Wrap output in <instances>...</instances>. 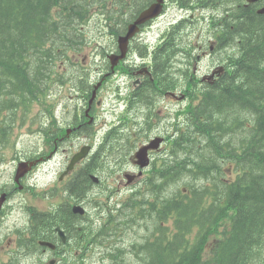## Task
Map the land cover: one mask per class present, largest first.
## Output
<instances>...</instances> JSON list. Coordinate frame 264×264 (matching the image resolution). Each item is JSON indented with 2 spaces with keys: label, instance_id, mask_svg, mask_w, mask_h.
<instances>
[{
  "label": "trees",
  "instance_id": "1",
  "mask_svg": "<svg viewBox=\"0 0 264 264\" xmlns=\"http://www.w3.org/2000/svg\"><path fill=\"white\" fill-rule=\"evenodd\" d=\"M201 1L211 7L223 2L217 0V5L213 0ZM246 4L245 0H225L221 4L219 10L226 17L220 19L221 25L226 27L228 37L224 63L227 65L223 80L213 91L202 95L199 104L205 105L203 110L199 104L194 110L199 123V109L206 111V122L212 113L240 111L247 113L252 123H239L245 119L238 114L239 120L225 129L223 124L206 123L196 126L195 133L188 135L185 130L179 134L180 140L190 142L189 156L195 162L191 163L188 156L179 158L181 165L177 163L175 171H164L168 176L156 175L159 186L180 183L185 176L191 178L190 185L206 180L208 185L214 183V189L203 186L200 191L192 190L191 196L177 198L171 194L160 203L147 202L146 208L158 213L159 226L152 237L162 247L143 254V263L148 259L146 264H264V13L257 14L264 5L257 2L243 8ZM100 7L109 17L104 0H0L2 151L12 150L15 133L37 125L40 114L33 107L36 104L41 112L47 110L43 98L59 77L53 76L57 61L65 56L73 63L72 52L86 37L83 29L92 11ZM213 9L212 15H216L219 10ZM115 13L118 11L113 17ZM220 30L212 36L222 35ZM236 124L242 130L230 133L228 126ZM203 132L207 137L201 141H213L214 154L209 149L200 150L204 146L201 142L193 144L189 140ZM237 134L245 135L234 141ZM227 160L236 167L235 178L224 179V173L218 170ZM169 220L173 229L160 226ZM107 236L87 235V242L94 238L102 241ZM121 261L120 258L117 263Z\"/></svg>",
  "mask_w": 264,
  "mask_h": 264
},
{
  "label": "flooded vegetation",
  "instance_id": "2",
  "mask_svg": "<svg viewBox=\"0 0 264 264\" xmlns=\"http://www.w3.org/2000/svg\"><path fill=\"white\" fill-rule=\"evenodd\" d=\"M109 1L114 11H117L119 6V12L125 16L126 23L123 22V24L122 22H118V19L113 16L110 18L113 25L107 26V33L111 40L110 43L112 44V48L106 54L93 53L91 55V57L98 58L99 61L97 63L100 65L96 68V72L93 73V76L100 77L102 71L118 68L122 63H125L126 60H137L138 62L129 67L127 73L117 72L116 69L113 71V73L118 75V78L116 82L112 83V90L110 88L106 90L104 85H101V87H99V94L92 98L91 93V97L87 98L85 101L83 98H80V95L82 94L80 92L72 95L71 97L73 100L69 102L73 111L71 115L66 113V105L62 104L64 114H67L68 116H64V114L61 115V127H63L64 133H67L69 137L74 138L77 142L83 140L86 144H94L96 139L90 138L89 136L96 132L95 120L100 114V110L105 108L107 104L106 99L107 96H109L108 99L110 101L115 98V101H117V103L123 108V131L129 141L138 144L150 143L151 141L158 140V138H154L158 136L165 139L164 145L168 142L176 143L179 140V129L177 128L179 125L178 111L180 97L182 96V105H185V102L189 100L190 94L195 92V90L198 92L201 91V88L198 89L194 87V83L191 82L192 80L199 78V81H202V83L215 85L216 82L221 79L222 73L220 72V68L216 67L217 65L210 66L208 55L204 57L205 54H209L204 47L210 43L209 40H204V37L206 36L205 34L199 35L197 37L198 40L196 38V40L193 41L194 45L197 46V49L190 48L182 51L179 50L178 42L180 38L188 37L194 32V29L186 17L179 18L178 20L177 18L179 14H185L191 18L196 12L206 13L210 16L212 11L209 10V6L201 0H161L159 14L154 20L135 26L133 30L134 34L126 45L125 59L111 68L108 64L109 59L112 55L116 56L119 54L117 43L118 38L125 35L127 28L135 22L138 15L151 4L156 2V0H120L119 4L116 2L112 3V0ZM215 1L216 0H214V2ZM261 3L264 5V0L261 1ZM216 4L218 5V2ZM251 6L252 5H247L244 8H250ZM218 7L221 8V5L213 6L215 11L220 9ZM220 13L218 12V15L216 14L215 20H217V17L220 18L219 15L222 14ZM131 17H134V19L132 20ZM174 18H176V20ZM197 21L201 22L200 20H196L195 22ZM118 26L121 27L118 28ZM217 27L218 29L224 28L221 25V22ZM179 31L181 32L180 37L178 36ZM214 31V33L217 32L216 28ZM214 37L215 39L209 45V50H213L214 44L216 45V48L222 46L223 50H225V34L214 35ZM150 40L154 41L156 44L155 47L150 48ZM134 42H141L143 46V48L141 46L142 50L144 48V50H147H143L144 52H142V50L131 49ZM76 52L77 54L73 55L75 60L81 55L79 50H76ZM222 53L223 55H221ZM146 54L147 57H144ZM156 56L158 57V60ZM152 57L154 58L152 59ZM85 58V56L81 58V63L86 62ZM223 59L225 60V54L220 51L217 61L220 62ZM158 61H160L159 64L157 63ZM187 61H191L193 72H188L189 74L186 76V72L180 70L187 69L188 66L183 64V62ZM195 63L198 64L197 71H195ZM203 63H206V69L204 68L205 71L203 69L204 72H201L200 74ZM160 68H164L165 70H160ZM156 69H159L160 71ZM151 71H153V73ZM186 79L189 81L188 84L185 82ZM170 126L172 127L170 128ZM168 133L170 134V140H167ZM43 138L47 139L45 137ZM48 140L50 139L48 138ZM54 142L55 144L57 143L56 141ZM176 150V157H178V145ZM151 153H153V151H150L148 154ZM159 155V158H161L162 155ZM41 157L43 160L47 158L46 155ZM126 157L128 158V156ZM87 162L92 165L90 166L92 173L87 172V170L85 171V179L89 181L86 183L88 189L86 193L87 198H89V192L92 189L96 190L97 193H103L104 187L106 186L109 188L112 182L116 179L118 183H121V180L118 179V175H115L114 177L111 176V173H113L115 168L108 163L100 162L96 164L92 159ZM176 164V160L169 162V164L163 169L161 175L159 173L157 176H168V173L164 171H168L169 169L175 171L177 168ZM98 165L107 167L106 173L100 174L98 171ZM119 169H122V166H120ZM92 174L100 178L99 184L93 185L90 182L89 176ZM175 175L176 174H172L171 176L175 177ZM30 177L34 184L35 175L31 174ZM129 180H134V178L131 177ZM81 182L82 180L78 183L79 187L82 185ZM33 184H30L29 186L33 187ZM72 184L74 185L75 182H72ZM12 186L16 190L22 189V185L19 182L15 184L14 180ZM59 189L60 186L55 188L54 198L45 201V208L43 211L35 209V211L29 213V231L26 232L24 229L22 231L0 233V235H4V239L7 241V252L4 253V258H0V264H118V260L123 258L126 248H118L115 256L113 251L109 248L83 247L84 243L82 235H113L119 230L118 224L120 223L116 218L123 222L121 228L123 229V227H129V222H133L129 218V215L126 212H121L114 216L104 218L103 223H108V225L101 231L97 230L102 223L81 227L80 224V226L77 224L80 220H76L75 216H73L74 218L72 216L67 218V213L70 212L68 211V208L72 205L79 204V199L71 196L69 200L63 203L61 200H58L60 194ZM78 192L81 198V191L79 190ZM2 194L6 196L7 201L9 197L13 195L9 190ZM147 194L145 195V198H151L156 203H160L163 200L157 183L153 186L149 184ZM89 199L92 202L93 199ZM91 202L88 201L85 205L87 206ZM5 207L6 204L2 206L0 216L5 213ZM39 213H45V215L39 216ZM149 216H151L154 221H158L159 219L158 213L155 210H152V208H150ZM32 219H37L35 225L31 223ZM111 220L114 221V224H111ZM73 221H77V223L74 225ZM48 223L49 225H46ZM56 224H58L59 227ZM57 228L63 232L64 240H62L60 234L56 231ZM74 229L80 230L74 231ZM13 233L18 235L19 238H23V240L17 238L12 241L10 235ZM74 235H77V237L75 238ZM45 237L47 239H43ZM42 241L46 242V247L37 248L39 242ZM2 243L3 239H0V246ZM8 244H10V246H8ZM152 250L154 249H150V251ZM147 251L148 250L145 248H130L131 259L146 254Z\"/></svg>",
  "mask_w": 264,
  "mask_h": 264
},
{
  "label": "rangeland",
  "instance_id": "3",
  "mask_svg": "<svg viewBox=\"0 0 264 264\" xmlns=\"http://www.w3.org/2000/svg\"><path fill=\"white\" fill-rule=\"evenodd\" d=\"M120 0H112V3L119 4ZM104 5L106 8L110 9L111 15L108 17L107 12L106 14L103 12V7L97 8L96 10H93L86 26L84 27V32L86 34L85 39H87V50L86 54L90 57H88L86 62L81 63V58L78 57L77 60H74L75 64L72 62H69L66 57L64 56L62 61H57V72L53 73V76L56 75L59 76L57 78V81L52 82L53 86L47 90L46 96L43 98L44 107L50 106L51 102L55 104L54 109V115L48 119V123L50 124H56L58 123L60 125L61 123V115L64 114V108L62 107V104L66 105L67 111L66 113L68 115L72 114V106L69 105V102H71L72 95L76 93H82L80 95V98H83L84 101L87 100V98L91 97V93L94 87H96L95 96L99 94L101 85H104L105 89L107 90L110 88L112 90V84L117 81L118 75L117 74H110L109 79L105 78L99 79L97 76L94 77L93 73L96 72V68L100 65L97 63L99 60L98 58L91 57L93 53H107L111 50L112 44L110 43V38L108 36V29L107 26L113 25V23L110 21V18L113 16V13L115 12L112 9V6L110 5L109 0H104ZM119 7V6H118ZM105 8V9H106ZM118 13L116 16H114L116 19H118V22H125V16H123L119 10H117ZM99 14L101 16H99ZM121 26H118V28ZM194 32L189 35L188 37L180 38L178 42V48L180 51L187 50L193 47L194 43L193 41L196 40V38L199 35L205 34L206 31H208L210 28L209 26H204L201 23H197L192 25ZM226 28V27H225ZM225 28L220 30V32L225 34V38L227 39ZM242 32V31H241ZM180 35L181 32L179 31ZM150 48L155 47V43L153 40H150ZM140 44V46H139ZM141 49V42H134L131 49ZM223 52H226V49L223 50ZM84 54V52L82 53ZM73 60V59H72ZM77 61V62H76ZM136 61H130L126 60L125 63H122L118 68H116L117 72H125L127 73L129 71V67L133 66ZM77 63V64H76ZM112 81V82H110ZM60 84L58 86H55V84ZM62 83V84H61ZM99 83V86L98 84ZM63 87V88H59ZM66 89V90H65ZM46 98V99H45ZM109 96H107V99ZM53 99H56L57 101L54 102ZM106 99V100H107ZM108 105V102L107 104ZM34 112L37 110L34 109ZM67 114H64V116H68ZM238 114H240V119H245L246 122L252 123V120L250 119V116H248L247 113L240 112L238 113L232 111V112H226L225 114H213L208 116L207 122L208 125L212 123H219L223 124L224 129L227 127V125H230L234 123L235 121H238ZM120 115V111L111 112L104 114L103 118L107 120V123L109 122H117L118 116ZM42 122L47 123V118L40 114ZM102 118H100V121ZM100 121L97 124V127L100 124ZM195 126V124H192V129ZM62 129H58L57 133L61 134L63 133V127ZM57 129V128H55ZM27 128H22L21 131L15 133L17 139V144L15 145V152L12 154V156L15 155V153H20L21 151H39L42 149L47 148L49 153H54L57 150V145L53 140H49L48 145H46L44 142L39 140L37 138L36 134L27 135ZM66 132V131H65ZM52 131L49 129V132L47 135L49 137L52 136ZM99 135H102V131L99 132ZM245 135V134H244ZM244 135H235L234 141H239ZM21 136V137H20ZM207 135L204 132L203 134L200 133L197 137L194 136V138L189 139L191 142H195L196 144H199L201 142V139L206 138ZM91 138V137H90ZM97 138L96 142L94 143L96 148H100L102 151L107 150V147H101V139L99 137H92ZM84 141H79L75 143L73 146H66V147H60L58 154L55 155V157L47 163V166L43 168L44 173L40 172L35 176L34 184L32 183L31 178H29V174L25 175L22 180H20V184L22 185L21 190H16L13 188V180L16 166H11L9 164L4 165L0 164V194L10 191L13 195L9 197L8 202L6 204L5 213L0 216V224L1 226H8L9 229H19L20 231L24 230L27 232L29 231V213L32 211H35V209H41L44 201H45V190L48 186H46L48 183H53L56 180V177L58 175V172L63 168L65 165V162L67 158L70 156L72 151H74L75 148L79 147ZM213 141L207 142L206 144H203L202 148L200 150H206V149H212L214 145L211 143ZM114 145V150L116 148V145L114 141L112 142ZM2 144H0V157L3 158L5 151L1 150ZM65 149L64 152L61 150ZM6 157V156H5ZM7 163L11 161V156H8ZM176 160V162H179V158L176 156H173L171 158V161ZM181 163V162H180ZM224 179H229V176L224 175ZM185 182H175L167 184L163 189L161 196L162 198H167L170 196L173 192L174 194L172 196H176L177 198L184 197L183 191H180V187H184L183 184ZM29 184H33V187H28ZM181 184V185H180ZM188 184V182H187ZM189 185V184H188ZM36 186V187H35ZM5 189V190H2ZM112 200L115 202L121 201L123 198L127 197L129 193L125 190L120 188L118 191L114 190ZM97 191L92 189L89 192V198L94 199V201H101L104 199V196H96ZM148 195V194H147ZM59 195V199H60ZM85 197L82 202V205L86 207L87 214L93 218L96 219V212L93 210V208L90 205L85 206V203L88 201L91 202V200ZM108 201V202H109ZM150 208L143 209L141 211H132L130 213L131 220L133 221L134 225L130 227H123L119 232H117V235L120 236V239L115 242L114 244H106V243H100L99 247L103 248H109L113 251L114 255L116 256L117 249L119 247L126 248V252L123 256V262L124 264L133 263V264H146L148 259H145V263H143V256H137L131 259V252L130 247L135 245L142 244V237H152L153 233L157 230V221H154V219L149 216ZM3 218V219H2ZM103 223V221H100L99 224ZM3 230H0V233H2ZM10 238L12 241L15 239L23 240V238H19L18 235L15 233L10 235ZM114 238L111 239L114 240ZM0 239H3V243L0 246V258H4V253L7 252V241L4 239V235H0ZM161 244V243H160ZM10 246V244H8Z\"/></svg>",
  "mask_w": 264,
  "mask_h": 264
},
{
  "label": "bare ground",
  "instance_id": "4",
  "mask_svg": "<svg viewBox=\"0 0 264 264\" xmlns=\"http://www.w3.org/2000/svg\"><path fill=\"white\" fill-rule=\"evenodd\" d=\"M208 2H209V0H207ZM214 1V0H213ZM219 1V0H218ZM223 2L225 1V0H222ZM231 1V0H230ZM233 1V0H232ZM216 2H217V0H216ZM223 2L221 3V4H223ZM236 2V1H235ZM235 2H233V3H235ZM219 4V3H218ZM220 4V5H221ZM225 6V5H224ZM223 6V7H224ZM213 7V6H212ZM229 7V6H228ZM218 8H220V7H218ZM207 9H209V8H207ZM228 9V8H227ZM223 10V9H222ZM209 12V11H208ZM213 12H214V9H213ZM218 13V12H217ZM219 13H220V10H219ZM222 13V12H221ZM220 13V14H221ZM227 13V12H226ZM229 13V12H228ZM212 14V13H211ZM216 14V13H215ZM133 15H134V13H133ZM137 15V14H136ZM218 15V14H217ZM222 15V14H221ZM136 17V16H135ZM132 18V17H131ZM226 18V17H225ZM134 19V17L132 18V20ZM131 20V21H132ZM125 21V20H124ZM129 21V20H128ZM223 21V20H222ZM226 22V21H225ZM236 22H237V20H236ZM235 22V23H236ZM125 23H126V21H125ZM239 23V22H238ZM124 24V23H123ZM131 24V23H130ZM222 24V23H221ZM233 24H234V22H233ZM124 26H126V25H124ZM238 27V26H237ZM235 29V28H234ZM236 31V30H235ZM234 32V31H233ZM235 34H236V32H234ZM239 34V33H238ZM238 38H239V36H238ZM142 42V41H141ZM145 42V41H144ZM147 44V43H146ZM139 46H140V44H139ZM141 46H142V44H141ZM226 46V45H225ZM224 46V47H225ZM231 46V45H230ZM148 47V46H147ZM142 48H143V46H142ZM142 48L140 49V50H142ZM136 49V48H135ZM145 49V48H144ZM143 49V50H144ZM142 50V52H144V51H146V50H144L143 51ZM137 52V51H136ZM138 52H140V51H138ZM222 52H223V50H222ZM141 53V52H140ZM136 54V53H135ZM142 54H145V53H142ZM224 54H225V52H224ZM139 55V54H138ZM137 55V56H138ZM221 55H223V53L221 54ZM135 56V55H134ZM140 56H141V54H140ZM139 57V56H138ZM142 57H143V55H142ZM144 57H147V54H146V56L144 55ZM154 57H155V55H154ZM154 57H152V59L154 58ZM157 57V56H156ZM139 59V58H138ZM141 59H143V58H141ZM151 59V60H152ZM160 59V58H159ZM154 60H156V59H154ZM157 60H158V57H157ZM156 62V61H155ZM159 62L160 61H158L157 63L159 64ZM226 63V62H225ZM151 65H152V63H151ZM156 65V64H155ZM155 67V66H154ZM157 67V66H156ZM167 67V66H166ZM151 68H153V67H151ZM158 68V67H157ZM152 70H154V69H152ZM156 70H159V69H156ZM160 70H165L164 68H160ZM159 70V71H160ZM152 73H153V71H151ZM162 73V72H161ZM155 74H156V71H155ZM154 74V75H155ZM158 74V73H157ZM159 74H160V72H159ZM158 74V75H159ZM228 75H230V73L228 74ZM233 76V75H232ZM157 77V76H156ZM159 77V76H158ZM162 77V76H161ZM160 77V78H161ZM226 77V76H225ZM224 77V78H225ZM231 77V76H230ZM154 78H155V76H154ZM221 78H223V77H221ZM198 89H200V88H198ZM196 91V90H195ZM46 99V98H45ZM201 99H203V98H201ZM202 102V101H201ZM200 105V104H199ZM201 106V105H200ZM203 106H205V105H203ZM203 106H201L200 107V109L202 108V110H203ZM199 107V106H198ZM197 109V108H196ZM198 110L199 111V117L201 118V123H199L198 122V120L197 121H195V118H197V116H196V112L195 113H192V114H190V116H191V124H195V126L193 127V129H192V131H194V130H196L195 128H196V126H203V125H205L206 124V111H204V112H202V110ZM196 111V110H195ZM217 111V110H216ZM218 112V111H217ZM219 112H221V113H219ZM218 113L219 114H221V115H223V114H225L227 111H219ZM229 112V111H228ZM197 119H199V118H197ZM245 122V124H247V122L245 121V120H241V121H239V123L241 122ZM171 123V122H170ZM176 126V125H175ZM239 125L238 124H236L235 126H228L229 127V132L230 133H232V132H235V131H241L242 130V127H238ZM172 126H170V128H171ZM168 128V127H167ZM177 128V127H176ZM174 129H175V127H174ZM173 129V130H174ZM178 129V128H177ZM167 130V129H166ZM191 131V132H192ZM204 133V132H203ZM179 141L180 142H184V141H182V140H180L179 139ZM201 143L203 144L204 143V141L202 140L201 141ZM188 146H189V143H188ZM212 149H214V148H212ZM212 149H209L208 150V152H211V153H213L214 154V150H212ZM206 154H210V153H206ZM204 155V154H203ZM186 156H188V154H187V152L185 151V149H184V147L181 145V144H178V157L177 158H183V157H186ZM225 175V174H224ZM181 182H185V183H183V184H187V182H188V184H189V186H191L192 188H193V190H201L202 188H203V185L205 186V185H208L209 183L206 181V180H204V181H198L197 183H195V184H192V185H190L191 184V178H189V177H185V176H183V178H182V181ZM180 182V183H181ZM152 183H154V181L152 182ZM187 184V185H188ZM181 185V184H180ZM151 190V189H150ZM252 193V192H251ZM251 196V195H250ZM117 219V221L120 223V224H118V229L119 230H117L113 235H108L107 237H104L103 239H102V241H99L98 239H92V241L93 242H96V243H98V244H100V243H106V242H109V241H111V239L112 238H114L115 236L117 237L118 235H117V232H119L120 230H121V228H122V225H123V222L121 221V220H119L118 218H116ZM111 222V224H114V221L113 220H111L110 221ZM53 224V223H52ZM46 225H49V223L48 224H46ZM57 226H58V224H56ZM107 225H108V223H102L99 227H98V230L97 231H101V230H103V229H105V227H107ZM132 225H134V223L133 222H129V224H128V226L130 227V226H132ZM41 226V225H40ZM51 227H54V226H51ZM51 227H49V228H51ZM59 227V226H58ZM61 228V227H60ZM49 230V229H48ZM51 230V229H50ZM63 233V232H62ZM57 234V233H56ZM73 236V235H72ZM95 235H91V237H94ZM74 237L76 238L77 237V235H74ZM82 238H83V243H86L87 242V235H82ZM43 239H47L46 237L45 238H43ZM46 241H48V240H46ZM159 242H156L155 241V239L153 238V237H142V244H140V245H135V246H132V247H130V248H145V249H147L148 251L146 252V254L147 253H151V252H155V251H157V250H159L160 249V246L162 247V244H160ZM27 246V245H26ZM29 246V245H28ZM32 247V246H31ZM28 248V247H27ZM119 248H123V247H119ZM31 249V248H30ZM150 249H154V250H152V251H150ZM119 264V263H118ZM120 264H123V259H122V261H121V263Z\"/></svg>",
  "mask_w": 264,
  "mask_h": 264
},
{
  "label": "water",
  "instance_id": "5",
  "mask_svg": "<svg viewBox=\"0 0 264 264\" xmlns=\"http://www.w3.org/2000/svg\"><path fill=\"white\" fill-rule=\"evenodd\" d=\"M254 1H257V0H247V2H254ZM158 10H159V3H156V4L152 5V6H151V7H150V8L144 13L145 16L142 17V18L140 19V22H141L143 19H145V18H147V17H149V16H152V15L156 14V13L158 12ZM257 13H258V14H262V13H264V8L258 10ZM129 36H130V34H127L126 37L123 38L122 41L125 42V41H126V38H128ZM122 56H123V55H121L119 58H121ZM86 152H87V148H83V149H81V151H80L79 153H77V155L75 156L74 160H78L79 158H81L82 156H84V155L86 154ZM73 212H74V213H76V212L83 213V210H82L79 206H77V207H74V208H73Z\"/></svg>",
  "mask_w": 264,
  "mask_h": 264
}]
</instances>
